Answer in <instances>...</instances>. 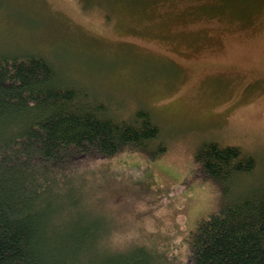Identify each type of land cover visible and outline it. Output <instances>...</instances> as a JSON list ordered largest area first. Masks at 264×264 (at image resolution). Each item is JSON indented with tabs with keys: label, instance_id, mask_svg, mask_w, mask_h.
<instances>
[{
	"label": "rangeland",
	"instance_id": "374dc122",
	"mask_svg": "<svg viewBox=\"0 0 264 264\" xmlns=\"http://www.w3.org/2000/svg\"><path fill=\"white\" fill-rule=\"evenodd\" d=\"M28 54L104 115L141 110L159 129L147 151L92 161L69 186L78 209L66 225H105L107 250L187 264L185 235L222 202L199 175L204 143L253 158L236 192L264 186V0H0V55Z\"/></svg>",
	"mask_w": 264,
	"mask_h": 264
},
{
	"label": "trees",
	"instance_id": "16d2710c",
	"mask_svg": "<svg viewBox=\"0 0 264 264\" xmlns=\"http://www.w3.org/2000/svg\"><path fill=\"white\" fill-rule=\"evenodd\" d=\"M57 76L39 55H0V264H155L143 247L107 250L105 225L66 221L78 209L69 188L78 170L127 148L147 151L158 127L141 110L115 121ZM164 150L158 145L155 157ZM195 161L200 177L220 185L222 202L185 235L187 264H264V186L235 188L253 158L208 142Z\"/></svg>",
	"mask_w": 264,
	"mask_h": 264
}]
</instances>
